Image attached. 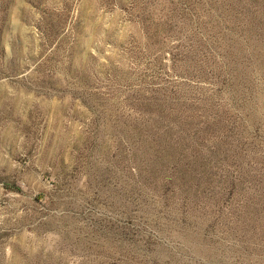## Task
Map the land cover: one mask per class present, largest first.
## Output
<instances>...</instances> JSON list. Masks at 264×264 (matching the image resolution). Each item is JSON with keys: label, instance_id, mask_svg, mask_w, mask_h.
Here are the masks:
<instances>
[{"label": "rangeland", "instance_id": "1", "mask_svg": "<svg viewBox=\"0 0 264 264\" xmlns=\"http://www.w3.org/2000/svg\"><path fill=\"white\" fill-rule=\"evenodd\" d=\"M0 264H264V0H0Z\"/></svg>", "mask_w": 264, "mask_h": 264}]
</instances>
